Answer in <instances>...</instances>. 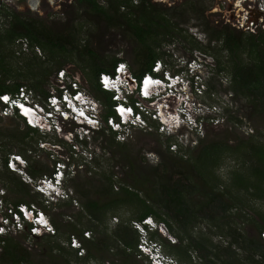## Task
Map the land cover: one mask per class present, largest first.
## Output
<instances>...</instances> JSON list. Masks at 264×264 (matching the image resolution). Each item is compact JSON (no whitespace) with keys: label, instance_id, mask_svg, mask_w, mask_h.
<instances>
[{"label":"rangeland","instance_id":"rangeland-1","mask_svg":"<svg viewBox=\"0 0 264 264\" xmlns=\"http://www.w3.org/2000/svg\"><path fill=\"white\" fill-rule=\"evenodd\" d=\"M1 1L9 11L16 10L25 15L34 12L45 23L54 28L75 26L78 37H80L78 38L80 39V48L89 40L105 61L118 57L123 60L122 62L127 63L131 73L139 68V64L135 62L137 44L125 34L123 35L122 29L108 27L107 23L101 18L99 19L93 11L86 10L85 7L78 8L77 0ZM98 1L106 7L105 0ZM152 1L168 7L181 6L186 10L183 18L173 17V20L179 22L178 26L183 29L182 34L186 37L181 35L168 36L167 40H164L160 48L157 49L163 53L167 68L171 71L174 69V72L183 73L182 75L187 81L183 90L168 99L169 109L174 112V116L179 117L177 119L179 120L178 125L170 131L160 132L157 127L159 120L151 119L147 127L130 128L126 132L127 137L125 139H117V133L112 134L106 129L107 126L103 118V114L106 113V106L97 97L98 93L95 91L93 79L88 73L87 62H89V58L82 56L83 59L79 60L78 52L72 45L70 47L72 46L73 50L55 54L58 60H62L64 56L65 59L67 58L64 70L68 72L66 73L68 80L66 82L61 81L58 73H55L58 68L54 67L49 80L46 83L42 82L41 89L47 93H53L66 87L69 79L79 81L84 92L101 102L100 117L103 127L99 132L91 131L84 135L83 131L80 134L73 131V134H78L76 141L79 144L75 146L66 141L63 135L53 131L44 133L37 129L26 135L24 120L14 113L4 114L3 105L0 103V161L8 154H21L26 159L27 164L31 163L37 168L45 169L48 177L55 170L58 159L69 162L70 167L67 172L63 170V184L70 195L74 197V200L70 198V200L46 203L43 195L34 190V182L31 184L28 179L25 182L26 176H31L27 169L22 170L24 171L22 174L17 171L14 172L15 174H10L6 172L2 164L0 165V178H3L1 182L13 187L12 180L14 177H20L23 182L29 185L30 194L23 191L14 192L6 187L8 201L23 197L37 204L45 210L55 226L56 233L50 236L29 238L25 233L8 235L26 248L29 261H25V264H150L148 257L140 254L138 247L136 250L135 248L129 249L127 254L119 253V249L123 248V245L113 236L114 230L119 228L120 223L122 226L128 224L133 227L135 221L133 219L134 204L107 211L99 221L87 214L84 206L86 200L94 197L99 200L103 199V197H99L103 183L101 174H95L92 168L98 166V163L100 164L98 171L105 170L107 173H113L115 182L113 189L115 191H119L121 186L134 188V186L137 187L134 183H139L134 179L132 174L134 172L131 173L130 171L128 158L133 161L137 169V177L141 178L144 175L148 176L149 169L162 161L159 155L160 151L174 158L171 164L177 163L180 166L181 164L184 165L186 160L192 161L199 154L200 149L212 141H219L221 148L219 160L214 167V175L217 176L216 180L219 184L218 188L228 193L226 200L230 196L232 199L229 200V204L232 203L235 208L230 210L229 217H218L214 221L203 218L199 219L196 224L188 226L192 236L202 240L200 249L188 248L187 239L181 241L177 235L171 233L164 224H159V222L161 230L151 234V238L161 245L162 253L173 258L177 264H211L209 256H211L214 264H227L223 259L225 261L233 260L234 257L229 256L224 250L230 251L228 243L233 236H237L233 234L234 232L242 233L246 238H258V227L264 222V197L254 196L253 193L256 189L254 187L256 183L259 187L264 188V179L261 182L257 180L258 176L253 171L255 168L263 166L255 150L257 146L264 147V111L254 109L253 100L250 96L234 93L230 87L231 76L228 72L216 71V58L218 57L219 61L226 64L224 61L227 59L228 53L221 49L219 40H212L211 42L208 40L209 37L203 29V24L209 20L212 26L217 28L229 24L235 28H242L243 31L257 32L259 29L263 30L264 14L261 13L259 6L262 4L260 2H264V0ZM7 20L3 15L0 16L1 28L8 26ZM192 38L203 44L202 50L191 48L192 43L190 41ZM208 46L214 49L208 50L206 48ZM11 47L18 50L19 44L15 43ZM217 49L218 51H216ZM35 51L39 56L44 54L40 47ZM212 53H216L217 56L212 55ZM242 57L245 61L250 60L247 52L243 53ZM193 59L196 61L195 65L199 66L195 70L188 66V63ZM15 60L14 62H17L16 58ZM23 61H18L16 67L22 68V72L30 71V68L21 63ZM161 61L163 60L161 59ZM36 71L38 73L39 70ZM37 73L35 74L38 75ZM198 76L200 79L197 78ZM30 79L33 80V78ZM10 81L13 82V80L8 82ZM19 81L30 89L32 88L28 79H19ZM207 83L215 87L211 94L206 92ZM31 90L36 94V100L40 102L44 100L43 93L37 92L33 88ZM145 103L148 102L145 101ZM183 117L185 119H182ZM64 127L74 130L75 124L68 121ZM68 134L70 137L73 136L71 132ZM168 136L171 137L169 143L167 141ZM80 137H83V142ZM117 142L123 146L119 148ZM77 147L80 149L77 150ZM178 156H182L184 161H180ZM40 176L45 175L41 174L36 179H39ZM176 177L178 175L175 173L174 178ZM197 182L201 184L199 180ZM146 186L156 189V186L151 183L144 187ZM141 194L143 195V193ZM202 198L204 197L202 196ZM226 221H229V224ZM220 223L224 225L223 231L230 227L232 233L230 235L223 234V231L215 225ZM55 224H59V229ZM158 224L156 226H159ZM73 225L75 228H72ZM172 226L174 232L179 234L177 224L173 222ZM127 227L129 228V226ZM84 231H90L91 239L107 240L112 248L110 250L100 249L97 252L94 249L95 255L99 257L96 259H85L86 254L80 257L69 248L68 240L72 235L83 240L81 236L84 235ZM137 233L134 232L132 236H136ZM263 233L260 235L262 239L264 238ZM7 238L0 239L1 253L3 246L9 241ZM210 242L218 246L213 252L219 253L220 250V257L207 254L210 250ZM84 245L87 253L89 244ZM59 246L63 249H59ZM231 250L237 251L241 257L246 255V250L238 248L237 244L232 245ZM255 257L261 258L258 255ZM244 262L246 261L244 260ZM234 263L231 261L230 264ZM0 264L7 263L0 259Z\"/></svg>","mask_w":264,"mask_h":264},{"label":"trees","instance_id":"trees-1","mask_svg":"<svg viewBox=\"0 0 264 264\" xmlns=\"http://www.w3.org/2000/svg\"><path fill=\"white\" fill-rule=\"evenodd\" d=\"M105 1L106 7L101 5L98 0H77V7H85L86 10L93 11L99 19L101 18L107 23L108 27L122 29L123 35L125 34V36H128L131 41L137 44L135 48V62L139 64V68L132 72L136 78H140L144 73L152 71V66L156 60L162 59L167 64L163 59V53L157 49L160 48L164 40H167L168 36L181 35L182 37H186V35L182 34L184 32L183 29L178 26L179 22L173 20V17H184L186 10L181 6H163L152 0ZM121 8H123V11H121ZM2 15L8 19L6 21L8 26L6 28L0 27V94H15L19 87L23 85V82L19 81V79L26 78L31 82L30 85L34 90L43 93L46 97L50 93L41 89L42 82L46 83L49 80L54 67L58 68L55 71L56 74L59 70L64 69L65 60H67V58H64L65 56L62 60H58L55 54L71 51L73 50L72 46H74L78 52L77 56L79 60L83 59L82 56L89 58V62H87V67H89L88 73L93 79L95 91L98 93L97 97L106 106V113L103 114V118L106 119L109 115L113 114L112 104L114 101L112 93L100 87L98 77L102 72L115 73L116 64L123 61L121 58L113 57L109 61H105L89 40L81 45L80 48V39H78L80 37H78V31H76L75 26L54 28L45 23L34 12L25 15L16 10L9 11L5 4L0 1V16ZM203 25V29L209 37L208 40L210 42L212 40H219L221 49L228 53V57L224 61L226 64L219 61L218 57L216 58V71L228 72L231 76L230 87L234 93L250 96L253 100L254 109L264 111V29H259L257 32L243 31L242 28H235L229 24L217 28L213 27L209 20ZM190 42L192 43V49H203V44L195 38H192ZM15 43L19 44L18 50L15 47H11ZM70 45L72 46L70 47ZM39 47L44 52L42 55L44 58L39 56L35 51ZM206 48L208 50L214 49L210 46ZM208 50H205V52H208ZM245 52L248 53L249 61H245L242 57V54ZM213 54L217 56L216 53ZM15 58L17 62L24 60L21 63L30 68V71L22 72V68L16 67L17 62H14L16 61ZM128 69L130 71V67ZM36 70H39L38 73ZM173 71L175 70L173 69ZM30 78H33V80ZM9 80H13V82H8ZM67 85L70 87L69 84ZM207 88L206 92L208 94L213 93L215 90V87L211 84H208ZM0 103L3 105L1 101ZM16 115L18 116L19 114L16 112ZM106 129L109 130L108 128ZM35 130L37 129L26 124V135ZM109 131L112 134L116 133L112 130ZM94 132H99V130ZM170 138V136L167 137L168 143ZM81 140L82 142L84 141V139ZM117 143H119V148L123 146L120 142ZM77 144L74 143V145ZM220 150L219 141L208 142L200 149L199 154L192 161H184L182 156H178L180 161H184V165L181 164L180 166L174 161L175 164H171L174 158L160 151L159 155L162 161L149 169L148 176L144 175L141 178L137 177V169L133 161L128 158L130 171L131 173L134 172L132 173L134 179L139 184L134 183L137 186L133 185L134 188L121 186L119 191L113 189L115 183L113 173H107L105 170L98 171L100 170V164L97 163L98 166L92 168V171L95 174H101V181L103 183L99 197H103V199L99 200L97 197H94L86 200L84 206L87 214L99 221L101 216L107 211L114 210L120 206L134 204V220L141 221L145 217L152 216L157 222L164 224L171 233L177 235L181 241L187 239L188 248L200 249L202 247V240L199 237L192 236L188 226L196 224L199 219L203 218L214 221L218 217H229L230 210L235 208L232 203L229 204V200L232 199L230 196L226 200L228 193L218 188L217 176L214 175V167L219 160ZM255 151L263 166L255 168L253 173L258 176L257 180L261 182L264 179V147L257 146ZM8 156L9 154L3 157V167L6 169V172L15 174L5 164ZM27 171L34 178H37L41 174L48 175L45 173V169L37 168L31 163L28 164ZM175 173L178 175L176 178H174ZM1 179L3 178H0L1 186L8 187L14 192L23 191L26 194H30L29 185L23 182L20 177H14L12 180L13 187L6 185L5 182H1ZM197 180L201 184H198ZM149 183L155 185L156 189L144 187ZM254 187L256 189L253 195L264 197V188L259 187L257 183ZM8 200L5 194L4 201L6 205H16L19 202L30 203L29 200L23 197L15 198L14 201L13 199ZM173 222L177 224L179 234L174 232ZM226 222L229 224V221ZM262 224L258 227L259 235L257 239L246 238L242 233L234 232L233 234L237 236H233L228 243L230 251L224 250L229 256L232 255L234 258L233 260L228 259L226 261L223 259V261L227 264H230L231 261H234V264H264V238L262 239L260 236L264 232V222ZM55 225L59 229V224ZM215 225L223 231L224 225L221 223ZM118 227L114 230L113 236L123 245V248L119 249V253L127 254L128 250L132 248L136 250L139 242L137 231L132 225L128 224L122 226V223H120ZM72 228H75V225ZM231 230L230 227H227L223 231V234L230 235L232 233ZM133 231L137 233L136 236H132ZM7 237L9 241L3 246L2 253L0 252V259L7 264L26 263L25 261H29L26 248L15 242L13 238ZM0 239L2 238L0 237ZM96 239H86L85 244L86 246L87 244L89 245L87 246L88 252L84 256L85 259L99 258L95 255L94 249L97 252L100 249L110 250L112 248L110 242L107 240ZM234 244H237L238 248L246 250V255L241 257L237 254V251L231 250ZM209 247L210 250H208L207 254L220 257V250L219 253L213 252L218 247L216 244L210 242ZM61 248L59 246V249ZM256 255L261 258H256ZM210 257V260L208 259L209 262L214 264V261Z\"/></svg>","mask_w":264,"mask_h":264},{"label":"built area","instance_id":"built-area-1","mask_svg":"<svg viewBox=\"0 0 264 264\" xmlns=\"http://www.w3.org/2000/svg\"><path fill=\"white\" fill-rule=\"evenodd\" d=\"M261 8L263 9L264 14V6H262ZM158 63L161 62L159 61ZM155 67L157 68V66ZM193 67L194 63L190 65V68ZM121 69H127L126 64L118 63L113 76L109 73L102 72L98 77V82L102 89L107 88V85L114 88V92L112 95L114 103L112 105V109L116 117L112 115L108 116L107 126L109 125L111 127V130L117 133V139H125L127 137L126 132L130 128L147 127L151 119L154 121L159 120L157 127L159 128L160 132H165L168 130L170 131V129L177 126V122H179V120L177 119H179V117L177 118L176 116H174V112L169 109L168 99L171 96H176V93L185 88L187 81L184 75H182L181 73H177L174 75V78H179L182 81V84L176 86L172 85L170 81H166L168 75L173 76L169 69L164 71L163 78L158 75H153L150 77L146 73L140 79L134 77L131 72H128L125 76H123V80H125L123 81L125 89H122V86L118 84L119 75L121 76ZM58 77L61 81L68 80L66 71L64 69L58 72ZM147 78H149L151 82L164 83L166 85L164 91L152 94L153 92L149 88L146 89L145 92L144 85ZM197 78L200 79L199 76ZM68 84L70 87H68L67 85L66 87H63L59 92L57 91L48 94L42 102L36 100V94H34L32 90L26 85H21L15 94H0V101L3 103V113L6 115H8L9 113H14L16 115L17 112L19 116L24 118L27 125L33 126L36 123H39V121L43 120L42 123L44 125H47L51 129V131H65V118L70 115L68 110L73 107L74 110L80 114L84 110L83 106L79 105V96L83 95V97L85 98L83 100L84 102L90 100L93 103V98L80 89L79 81H71L69 79ZM197 86L199 88V84ZM134 87L137 88L136 91L138 95L135 93ZM132 93H134V95H131ZM33 95L35 96V98L33 97ZM144 97H148L149 100H145ZM22 98L23 100H21ZM145 101L148 103H145ZM44 104L48 107H45ZM22 106L29 109V111H31V113H33L34 115H37L35 119L31 118V116H26V114L23 112ZM84 106L89 107L88 104H85ZM162 106L165 107L166 113L162 111ZM90 107L94 108L92 105H90ZM40 110H44V112H41ZM129 112L131 114H129ZM77 113L74 114V119L78 121L80 119L78 118ZM88 115L86 116L88 119L94 121L96 125H99L100 117H97L95 112L89 115L91 116V118ZM124 115H127V117L124 118ZM182 119H185V117H183ZM124 120H126V122L122 123L124 122ZM39 130L43 132L46 129H44L42 126H39ZM67 132L72 133L71 129H69ZM19 159H22L21 164H18ZM23 164H27V161L20 154L12 153L9 155L7 160V167L9 168V170L17 169L19 173L22 174L24 173V171H22L24 168ZM62 165L63 163L59 162H57L56 164V168L60 173ZM26 177V182L27 179L29 180V182H32L33 178L31 176L27 175ZM46 180L47 176L45 175L42 177V183L46 182ZM35 188H42V184L38 182L35 185ZM5 194V187L1 186L0 184L1 238H5L8 235L16 233H25L29 238L53 235L56 233L55 226L53 222H51L50 217L45 212V210H43L33 202H19L16 205H6L4 201ZM46 202L49 201L46 200ZM152 221V217H146L142 221L135 220L133 222V227L139 234V242L137 247L140 251V254L147 255L149 252H151V261L154 264H177L175 260L168 255L161 254L159 251L154 252V250H161V245L148 236V230L144 226L145 224H150ZM151 228H153V226H151ZM83 234L84 235L81 236L83 240L77 238L76 235L70 236L68 240L69 248L74 250L80 257H83L86 254L84 240L91 237L90 231H84ZM151 246H154L153 250L151 249ZM18 264L25 263L19 262Z\"/></svg>","mask_w":264,"mask_h":264},{"label":"clouds","instance_id":"clouds-1","mask_svg":"<svg viewBox=\"0 0 264 264\" xmlns=\"http://www.w3.org/2000/svg\"><path fill=\"white\" fill-rule=\"evenodd\" d=\"M1 1V0H0ZM246 1V0H245ZM260 3H262V4H260V6H259V8L261 9L260 11H261V13H263V9L261 8L262 6H264V2L263 1H261ZM161 62V63H158V62ZM118 63H123V64H126V68L127 69H121V76L119 75V78H118V84H120L121 86H122V89H125V85H124V82L123 81H125V80H123V76H125L128 72H130L129 71V69H128V66H127V63L126 62H118ZM118 63L116 64V66H115V68L117 67V65H118ZM187 63V62H186ZM194 63V70L195 69H197V68H199V66L197 67V65H195L196 64V61H195V59H193L191 62H189L188 63V66L190 67V65L191 64H193ZM155 66H157V68L155 67ZM168 66H167V64H165L163 61H161V60H156L155 62H154V64H153V66H152V71H149V72H146L147 74H148V76H153V75H158V76H161L162 78H163V74H164V71L165 70H168V68H167ZM201 67V66H200ZM128 70V71H127ZM60 71V70H59ZM58 71V72H59ZM169 71H171V70H169ZM57 72V73H58ZM200 72H202V70H200ZM146 73H144V74H146ZM171 73H172V75L173 76H170V75H168L167 76V79H166V81H170L171 82V84L172 85H176V86H179V84H182V81L179 79V78H174V75L175 74H177V73H180V72H174V71H171ZM110 75H114V73H109ZM143 74V75H144ZM183 74V73H182ZM142 75V76H143ZM141 76V77H142ZM141 77H140V79H141ZM137 85V84H136ZM136 85H135V87H136ZM165 84L164 83H162V82H160V83H155V82H152V84L149 86V88L151 89V91L153 92L152 94H156V93H159V92H163L164 91V88H165ZM134 87V89H135V93L138 95V93H137V91H136V89L138 88V86H137V88H135ZM80 89H81V87H80ZM82 90V89H81ZM104 90H107V91H110L111 93H112V95H113V92H114V88L113 87H110L109 85H107V88H105ZM83 91V90H82ZM144 91L146 92V87H145V85H144ZM157 91V92H156ZM150 94V93H149ZM131 95H134V93H132ZM151 96V95H150ZM149 96V97H150ZM33 97L35 98V96L33 95ZM93 98V97H92ZM145 98V100H149L148 99V97H144ZM85 98L83 97V95L81 96H79V105H81V106H83V111H82V113L80 114V113H77L75 110H74V108L72 107V108H70L69 110H68V112L70 113V115L69 116H67L66 118H65V121L66 122H68V121H70V122H72V123H74L75 124V127H74V130H72V128H70L71 129V131H72V133H73V131H75V132H79V134H80V132L81 131H83V134L84 135H87V134H89L91 131H96V130H100V129H102V127H103V122H102V119H101V117H100V107H101V102L98 100V99H95V98H93V103H92V101H83ZM21 100H23V98L21 99ZM83 101V102H82ZM85 104H88V106L89 107H85L84 105ZM90 105H92L94 108H92V107H90ZM113 105V104H112ZM44 106L45 107H48L47 105H45L44 104ZM41 112H44V110H40ZM96 113V115H97V117H100V122H99V125L97 124L96 125V123L94 122V121H92V120H90V119H88L86 116L89 114H92V113ZM77 113V115H78V118L80 119V120H75L74 119V114H76ZM129 114H131L130 112H129ZM88 115V116H89ZM112 116H114V117H116V115L113 113V114H111ZM37 115H34L33 114V116H31V118H33V119H35V117H36ZM110 116V115H109ZM19 117H21V116H19ZM90 118H91V116H89ZM127 117V115H124V118H126ZM22 118V117H21ZM70 118V119H69ZM108 118V117H107ZM107 118L106 119H104V122H105V124H106V126H107ZM23 120H24V118H22ZM32 120V119H31ZM24 122H25V120H24ZM43 122V120H41V121H39V123H36L35 125H29V126H31V127H33V128H36V129H38L39 130V126H42L44 129H46L45 131H43L44 133H46V132H49L50 133V131H51V129L46 125V127H44V124L42 123ZM126 122V120H124V122H122V123H125ZM26 124V123H25ZM84 127V128H82V127ZM107 128L109 129V130H111V127L108 125L107 126ZM65 131H53V132H56V133H59V134H61V135H63L64 136V138H65V140L66 141H68L69 143H72V144H77V141H76V137L78 136V134H76V133H74L73 134V136L72 137H70V136H68L69 134H68V130H69V128L68 129H64ZM89 130V131H88ZM42 132V131H41ZM68 136V137H67ZM81 139H83V137H80ZM80 148L79 147H77V150H79ZM10 155V154H9ZM21 155V154H20ZM22 156V155H21ZM9 157V156H8ZM23 157V156H22ZM7 160H8V158H7ZM7 160H6V162H5V164H6V166H7ZM3 160L2 161H0V165L2 164L3 165ZM21 162H22V159H19L18 160V164H21ZM57 162H59V163H63V165L61 166V173L60 172H58V169L57 168H55V170L53 171V173L52 174H50L49 176L50 177H48V175H46L47 176V180H46V182H43L42 183V177H40L39 179H36V178H34V177H32L33 178V180H32V182H34L33 183V188H34V190L36 191V192H38L39 194H41V195H43V197H44V201L46 202V200H48L49 202H46V203H50V202H54V201H57V200H70V198H71V200L73 199L74 200V197L73 196H71L70 195V193L67 191V189H65V187H64V173H63V170H65L66 172L67 171H69L70 170V167H69V165H68V163L69 162H66V161H64V160H61V159H58L57 161H56V164H57ZM23 170L24 169H27V167H28V164H23ZM11 170V169H10ZM12 171H14V172H19L17 169H13ZM26 182V181H25ZM32 182H30L31 184H32ZM38 182H40L41 184H42V188H35V185L38 183ZM49 186H52V189H51V191H49L48 190V188H49ZM48 191L50 192V193H48ZM66 193V194H65ZM66 195V196H65ZM148 217H152V216H148ZM146 218V217H145ZM153 218V217H152ZM143 220V219H142ZM141 220V221H142ZM155 223H157L158 224V222L157 221H155L154 220V218H153V221L150 223V224H145L144 226L146 227V229L148 230V236L149 237H151V234L153 233V232H155V231H157V230H161V228H160V226L161 225H159V226H156V224ZM151 226H153V228H151ZM158 227H159V229H158ZM153 239V238H152ZM151 249L153 250L154 249V246H151ZM156 251H159L161 254H163L162 253V251L161 250H154V252H156ZM145 256H147L148 257V260H149V263L150 264H154L152 261H151V259H152V256H151V252H149L147 255H145Z\"/></svg>","mask_w":264,"mask_h":264},{"label":"bare ground","instance_id":"bare-ground-1","mask_svg":"<svg viewBox=\"0 0 264 264\" xmlns=\"http://www.w3.org/2000/svg\"><path fill=\"white\" fill-rule=\"evenodd\" d=\"M64 68V67H63ZM67 73V72H66ZM152 84V82H151V80L149 79V78H147V80H146V82H145V87H146V89H149V86ZM170 101V100H169ZM22 109H23V112L26 114V116H28V117H30V116H33V113H31V111H29V109H27V108H25V107H23L22 106ZM162 111L164 112V113H166L165 112V107L164 106H162ZM164 115V114H163ZM168 119V118H167ZM169 123H171V122H169ZM44 127H46V125H44ZM51 189H52V186H49V188H48V190L49 191H51ZM48 191V193H50ZM157 224V223H156ZM163 231V230H162Z\"/></svg>","mask_w":264,"mask_h":264},{"label":"flooded vegetation","instance_id":"flooded-vegetation-1","mask_svg":"<svg viewBox=\"0 0 264 264\" xmlns=\"http://www.w3.org/2000/svg\"><path fill=\"white\" fill-rule=\"evenodd\" d=\"M30 1H31V0H30ZM47 1H49V2H50L51 0H47ZM60 1H61V0H60Z\"/></svg>","mask_w":264,"mask_h":264}]
</instances>
